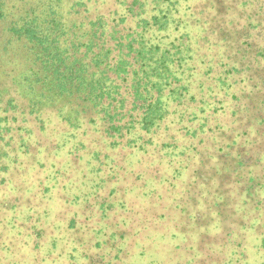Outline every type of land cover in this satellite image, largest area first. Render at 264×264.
I'll return each instance as SVG.
<instances>
[{
	"label": "rangeland",
	"instance_id": "374dc122",
	"mask_svg": "<svg viewBox=\"0 0 264 264\" xmlns=\"http://www.w3.org/2000/svg\"><path fill=\"white\" fill-rule=\"evenodd\" d=\"M85 1L89 12L123 13V0ZM155 1L144 16L168 2L172 17L145 38L176 44L183 29L192 49L225 68L239 52L233 86L213 83L202 104L197 84L213 72L192 60L183 108L165 90L167 117L139 138L107 137L93 114L70 125L57 106L28 113L20 99L7 111L0 104V264H264V55L256 54L264 38L250 30L248 41H204L190 23L213 10L194 14L199 0ZM58 2L68 21L70 0ZM7 35L0 26V41ZM13 45L3 61L8 83L24 60Z\"/></svg>",
	"mask_w": 264,
	"mask_h": 264
},
{
	"label": "trees",
	"instance_id": "16d2710c",
	"mask_svg": "<svg viewBox=\"0 0 264 264\" xmlns=\"http://www.w3.org/2000/svg\"><path fill=\"white\" fill-rule=\"evenodd\" d=\"M214 1L210 5L199 0L201 4H197L194 14L205 10H213L214 14L210 19L198 16L195 23H190L205 34L204 41L209 36H217V41H248L250 30L257 32V39L264 38V0H240L241 7L237 0H227L228 3L222 0L223 5L219 4L220 0ZM147 2L123 0L120 2L123 13L115 9L113 15H106L97 9L89 12L85 0H70L66 14L71 16L67 21L58 0H0V26L8 34L7 41H0L3 110L15 107L19 99L28 113H41L47 106L55 110L57 106L67 124H75L81 116L91 117L88 113L101 120L107 137L124 138L133 134L139 138L167 117L169 101L164 97L165 90L171 106L183 108L189 87L187 80L196 68L192 60L204 63L213 72L212 82L197 84L202 104H207L203 100L204 91L210 94L213 83L224 88L233 86L232 77L242 70L237 71L241 61L236 58L239 52H234V57L225 62L229 66L225 68L205 50L192 49V42L184 41L190 36L183 29V41L176 44L152 42L145 38V33L165 31V23L172 15L167 2L166 8L159 7L153 15L144 16ZM234 4L240 9L232 7ZM244 5L250 12L244 10ZM229 17L238 21L235 28H228ZM128 19H135V24H127ZM197 35L190 39H197ZM14 42L21 46L19 63L24 60L19 71L17 68L15 74L8 75L12 78L8 83L2 79L7 77L3 61L13 50ZM210 46L206 45L207 50ZM240 49L242 52L241 46ZM257 51L256 54L264 55V49ZM225 53L232 54L228 49ZM255 57L252 53L251 58ZM10 90L18 97L11 95ZM5 125L0 126V137Z\"/></svg>",
	"mask_w": 264,
	"mask_h": 264
}]
</instances>
